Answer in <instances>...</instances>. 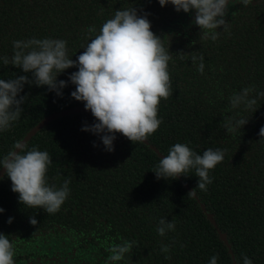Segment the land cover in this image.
<instances>
[{
    "label": "trees",
    "instance_id": "obj_1",
    "mask_svg": "<svg viewBox=\"0 0 264 264\" xmlns=\"http://www.w3.org/2000/svg\"><path fill=\"white\" fill-rule=\"evenodd\" d=\"M134 7L138 15L148 14L151 30L163 39L172 56V95L159 106L163 121L159 130L138 144L116 134L114 151L108 152L99 136L81 130L96 122L90 112L51 121L27 141L25 151H47L52 160L49 184L59 188L69 178L70 196L54 215L27 208L11 191L5 170L0 178V208L4 209L0 233L15 243L14 239L33 230L65 227L79 231L84 239L89 237L106 256L112 244L136 241L125 256L133 257L135 264H209L214 255L219 257L217 264H243L245 256L253 264H264V138L259 136L264 127V97L257 96L264 92V36L244 33L237 46L233 40L229 52L224 47L223 52L212 50L224 43L202 39L201 74L196 42L185 44L169 31L176 19L171 4L161 7L158 0H0V57L12 56L16 40L52 38L65 40L68 55L76 60L115 10ZM92 27L95 33L88 32ZM77 70L68 69L58 76L68 82L62 96L46 87L24 85L21 95L28 97L24 111L9 131L0 133V159L46 116L84 107L71 97L75 86L68 77ZM211 70L221 83L206 75ZM21 75H25L22 70L0 60V79ZM244 88H254L250 93L257 99L254 109L245 110L243 105L231 109L230 98ZM230 116L248 119V123L235 134H227L221 122ZM176 143H185L198 154L210 147L224 150L223 162L210 173L213 182L207 191L197 188L194 170L176 180L156 178L159 159ZM194 189L196 195L189 197ZM207 215H212L217 228ZM30 217L36 219L35 226ZM162 218L176 224L175 231L165 237L156 232ZM161 244L171 247L167 254L171 260L161 253Z\"/></svg>",
    "mask_w": 264,
    "mask_h": 264
},
{
    "label": "clouds",
    "instance_id": "obj_2",
    "mask_svg": "<svg viewBox=\"0 0 264 264\" xmlns=\"http://www.w3.org/2000/svg\"><path fill=\"white\" fill-rule=\"evenodd\" d=\"M252 2L240 0L244 7ZM158 3L161 7L171 4L178 13L190 14L194 11V24L200 28V37L205 40H217L220 35L218 29L226 31L229 25L225 19L229 0H158ZM147 15H138L135 7L115 10L114 16L103 23L99 33L91 38L76 60L68 55L67 42L63 39L14 41L12 56L0 57V60L4 65L22 70L25 75L0 79V133L9 131L21 118L24 111L22 105L28 98L21 95L25 84L46 87L57 96H62L68 82L58 80V76L68 69L77 68L68 77V81L75 86L71 97L82 102L96 121L92 125L85 124L81 130L99 136L108 152L114 151L116 134L133 144L147 141L163 123L158 115L161 101H167L172 95L169 73L172 56L163 39L151 30ZM88 32L95 33V27L89 28ZM196 60L193 54V63ZM200 61L198 71L203 74L202 57ZM253 91L254 88H244L240 93H234L229 101L231 109L242 105L245 110L254 109L257 99L250 95ZM257 96L264 97V92L257 93ZM247 123L248 119L230 116L221 122V126L227 134H235ZM259 136L264 138V127L260 128ZM25 147L20 142L14 144V150L0 159V168L6 170L11 191L18 194L20 204L54 215L70 196L71 180L66 178L59 188L55 184L50 185L47 174L52 160L49 153L37 148L25 151ZM224 155V150L220 148L214 150L210 147L198 154L187 144L176 143L167 155L159 159L154 173L158 180H176L194 170L198 178L197 188L207 191L213 182L210 173L223 162ZM196 189L188 196H195ZM3 212L4 209L0 208V214ZM12 222L10 217L8 223ZM30 223L35 226L37 221L30 217ZM175 229L174 220L168 222L162 218L156 232L165 237ZM136 244V241L123 240L109 246L108 264L123 261ZM160 251L166 254L165 259L171 260V255H167L171 252L169 245L161 244ZM15 255L14 243L9 236L0 233V264H15ZM218 259L217 255L212 256L209 264H217ZM243 264L253 262L245 256Z\"/></svg>",
    "mask_w": 264,
    "mask_h": 264
},
{
    "label": "flooded vegetation",
    "instance_id": "obj_3",
    "mask_svg": "<svg viewBox=\"0 0 264 264\" xmlns=\"http://www.w3.org/2000/svg\"><path fill=\"white\" fill-rule=\"evenodd\" d=\"M173 11L176 19L169 31L185 44L195 41V49L198 51V58H200L204 47L201 45L203 43V38L200 37L201 30L194 24L195 12L186 14L181 11L178 13L175 8ZM225 19L229 23L227 30L218 29L220 35L214 42L217 45L224 43L223 45L226 46H214L212 50L219 49L221 52L224 50L229 52L234 48L233 40H237V46L244 33L252 36H264V0H253L252 4L247 7L240 4V0H229L228 15ZM205 47L209 50L207 46ZM226 66L230 68L231 63H226ZM206 75L208 77L213 75L215 82L221 83V79H218L214 70H211V73L207 72ZM55 230L47 231L40 228L37 232L33 230L21 238L14 239L15 264H108V256L91 244L89 237L84 239L80 237L79 231H68L65 227L58 231ZM118 264H135V261L130 256Z\"/></svg>",
    "mask_w": 264,
    "mask_h": 264
},
{
    "label": "water",
    "instance_id": "obj_4",
    "mask_svg": "<svg viewBox=\"0 0 264 264\" xmlns=\"http://www.w3.org/2000/svg\"><path fill=\"white\" fill-rule=\"evenodd\" d=\"M81 112H90V111H86L84 107H73L70 109H66L63 111H58V112H54L48 116H46L45 118H43L36 126H34L27 134L26 136L20 141V143H22L23 145H25L27 143V141H29L39 130H41L44 126H46L47 124H49L51 121L60 118V117H64V116H70L73 114H77V113H81ZM91 113V112H90ZM154 151L157 153V150L154 148ZM163 158V157H161ZM5 170L3 168L0 169V178L3 176ZM184 186L189 189L187 187V185L184 184ZM208 220L211 222V224L217 228V225L215 223V221L213 220L212 215H207ZM220 239L227 245V240L225 238L224 234L220 233ZM227 248L229 249L230 254L232 255V252L230 250L229 245H227Z\"/></svg>",
    "mask_w": 264,
    "mask_h": 264
}]
</instances>
